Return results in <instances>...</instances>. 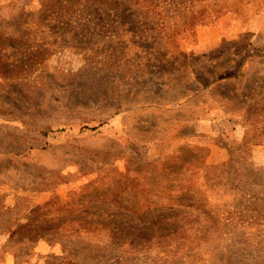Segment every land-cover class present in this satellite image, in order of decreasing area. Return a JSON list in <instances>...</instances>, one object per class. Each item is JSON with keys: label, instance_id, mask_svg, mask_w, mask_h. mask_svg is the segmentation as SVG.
Here are the masks:
<instances>
[{"label": "rangeland", "instance_id": "rangeland-1", "mask_svg": "<svg viewBox=\"0 0 264 264\" xmlns=\"http://www.w3.org/2000/svg\"><path fill=\"white\" fill-rule=\"evenodd\" d=\"M7 35L0 264H264V0H0Z\"/></svg>", "mask_w": 264, "mask_h": 264}, {"label": "trees", "instance_id": "trees-1", "mask_svg": "<svg viewBox=\"0 0 264 264\" xmlns=\"http://www.w3.org/2000/svg\"><path fill=\"white\" fill-rule=\"evenodd\" d=\"M19 39H18V36L16 37H13V36H2L0 37V45H4L2 50H8V49H12V52L10 54L7 55V58L9 57H16V46L18 45L19 43ZM15 55V56H14ZM20 63L19 61H12V62H9L7 63L4 62V65L3 67L4 68H9V70H15V69H19L20 67L22 66H19ZM248 139H250L249 135L245 134L244 135V141L242 142L241 144V147L242 149L240 150V152L244 153L246 157H248L250 155V143L251 144H257L259 143L260 141H264V139L262 140H256V141H252V142H249ZM196 149H201L200 147H195ZM187 150H192L190 148H185L182 150L183 151H187ZM182 155H176V154H171L169 155L165 161L163 162H156V165H159L160 167L162 166L161 169H158L155 170L157 172H152V176H158V177H165V175H168L166 176L165 178H169V177H173L172 176V173H175V174H178L177 171H175L173 168H174V165L176 164V159L177 158H180ZM171 159L173 161V164L172 165H167V162L168 160ZM202 161V160H201ZM202 165V168L203 169H206V168H210L211 166H208L206 164H204V161L201 163ZM225 164H221V166H224ZM164 166V167H163ZM212 167H216V166H212ZM225 170H223L224 172ZM184 172V171H183ZM188 175L190 177H192L191 175H193L191 169L189 170H186L184 176H183V183H177L176 187L173 188V189H170L169 187L170 186H173L174 183H168V184H171V185H168V188H169V195L168 197L163 201H158L156 203L152 202L150 203L151 207L153 210H156L158 208H161L163 210H174L176 209V207H182V206H185V205H182L184 203H181V200L182 199H188L189 198V193H187L188 189L186 188L185 189V193L183 192V186H189V179L187 178ZM122 176H125V174H122ZM226 183H230L233 184L234 182L238 183V184H250L253 183V184H256V183H259V176L258 174L255 173L254 170L251 169V167L248 165V164H243L242 167H240L238 170H236V174L234 176H232L231 178H227L225 180ZM85 187H87L88 189H90L91 187V184L89 185H86ZM83 187V188H85ZM83 190V189H82ZM80 193H78L79 195ZM168 194V193H167ZM255 193H252L251 197H254ZM255 202H259V201H256L254 200ZM66 209V208H65ZM114 218H111L109 219V221L105 222L103 221V218L100 219V220H93V221H90V224L89 225H86L85 227H83V229H91V228H95V227H101V226H108V227H111L112 229L114 228ZM10 235H13V233H11ZM44 234L43 233H38V232H34L32 233V235L30 236H34L35 238H40L42 237Z\"/></svg>", "mask_w": 264, "mask_h": 264}, {"label": "crops", "instance_id": "crops-1", "mask_svg": "<svg viewBox=\"0 0 264 264\" xmlns=\"http://www.w3.org/2000/svg\"><path fill=\"white\" fill-rule=\"evenodd\" d=\"M224 157L222 156L220 159H223ZM215 160H217V159H214V160H212V162H214Z\"/></svg>", "mask_w": 264, "mask_h": 264}]
</instances>
